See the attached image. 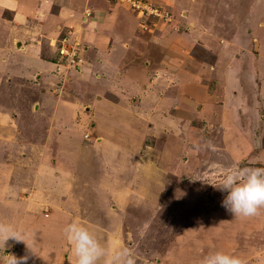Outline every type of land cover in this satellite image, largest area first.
Returning a JSON list of instances; mask_svg holds the SVG:
<instances>
[{
  "label": "crops",
  "instance_id": "0c3cea01",
  "mask_svg": "<svg viewBox=\"0 0 264 264\" xmlns=\"http://www.w3.org/2000/svg\"><path fill=\"white\" fill-rule=\"evenodd\" d=\"M154 1L164 3L165 9L172 14L171 20L155 21V26L141 30L127 5L119 1L0 0V12L2 9L9 10L12 16L7 25L2 18L0 21V156L20 157L23 148L18 140L22 138V142L26 143L25 149H29L25 150L27 161L22 159L13 166L0 162V223L23 229L24 238H27L25 242L33 252L25 242L20 241L14 245L15 253L12 255L17 258L27 255L25 264L38 263L35 250L47 238L57 243L52 237L57 229L50 227L48 231L51 219L47 218V221L37 226L35 217H31L34 215L30 212L32 195L28 200L26 193L30 188H40L43 183L48 186L47 194L51 196V205H54L48 214L53 211L62 217L68 215L66 212L69 211V215H72L77 206L81 212L82 207L86 208L89 204L98 206L103 201L113 207L122 202L119 210L131 214L136 205L147 206L144 202L135 203L136 186L140 189L147 186L166 188L167 178H172L173 189H193L185 199L188 205L197 210L199 207L205 209L204 203L212 207L200 213L205 214L201 216L200 224L194 225L192 222L184 229L175 231L173 245H178L184 238L185 241L179 249H175L177 255L174 257H183L185 251L188 253L185 264H195L191 259V248L199 252L198 247L202 246L201 252H204L207 251L205 245L209 246L208 242L198 241L203 244L196 243V247H192L195 239L213 236L219 227L228 229V226H235L236 230L241 229L238 230V236H249L250 249L254 248L249 258L244 257L247 264L264 263V208L246 219L236 216L240 224L234 220L233 225L226 224L229 212L220 203L224 194L213 186L225 170L234 166L264 167V85L258 90L253 85L246 88L244 84L246 72L252 77L254 68L259 71L257 66L252 69L248 66L251 56H245V49L255 44L259 46V37L262 38L256 33L264 25V12L255 5L261 0ZM85 11L92 15L84 16ZM29 17L37 27L31 25L27 29L24 26ZM11 29L15 32L7 38ZM62 38H68L71 43L77 40L81 44L77 46L81 60L76 68L78 72L72 73L71 77L67 75L65 80L62 78L63 67L55 60L54 47ZM47 41L52 43L46 46ZM196 51L203 52L204 56L208 54V58H199ZM59 78L63 85H57ZM108 94L115 99L111 100ZM85 106L90 109L91 115L82 116L80 123L75 124L78 110ZM217 106L223 110V115H227L225 120H240V123L249 120L253 136L238 131L240 140L242 136H247L243 144L238 146L239 150L214 145L205 152L204 147H198L202 165H192L188 172H180L175 166L174 175L166 173L160 163V157L166 155L161 151L162 142L167 141L169 149L165 152L170 151L175 158L173 163H176L177 158L183 160L180 158L189 154L178 140V135H175L178 128L172 130L166 125L175 120H185V111ZM13 115L17 116L15 120H12ZM28 115L31 120H25ZM89 118L93 119L90 129L94 130L96 140L86 142L95 146L94 153L92 150L84 153L79 148L85 145V139L77 133V127H82L84 120ZM147 123L163 130L158 147L157 144L154 148L144 145ZM57 131L60 137L66 138L62 144L64 152L55 148L54 144H49L58 138H54L55 132L58 135ZM38 133L47 135L44 138L47 145L39 150L38 158L35 159L37 149L34 142L37 138L31 139L30 135ZM230 134L228 129L226 136ZM198 168L203 169L202 172L208 177L196 176ZM126 171L127 176L124 174ZM136 173H143V180L137 181ZM188 174L191 180L182 182ZM76 176L78 179L73 180ZM124 181L129 191L121 192L116 185L122 186ZM163 182L165 186H162ZM75 184L77 191H74ZM115 194L121 196L119 204ZM159 202L164 203L159 200L152 209L148 202L150 206L144 212L158 213ZM215 204L218 205V213L213 211ZM124 206L131 207L125 209ZM111 213H114V209ZM90 214L94 216L93 219L99 220L97 213L91 211ZM150 216L146 214V217ZM129 218L130 215L127 216ZM251 221H255L253 226H249ZM211 228L215 231L202 232L206 229L211 231ZM221 232L224 234H219L222 240H225V235L232 236L231 233H223V230ZM113 233L101 243L107 255L102 264H112V253L119 250L116 241L119 240L118 231ZM94 234L99 238L95 230ZM216 238L215 246L220 241ZM33 239L39 240L35 248L32 247ZM8 242L11 240L6 241L5 246ZM63 244L68 248L66 243ZM64 245L52 246L53 253L62 255L47 264H75L72 256L66 257L67 261L62 260L66 252ZM231 250L229 253L241 256L240 247L237 251Z\"/></svg>",
  "mask_w": 264,
  "mask_h": 264
},
{
  "label": "rangeland",
  "instance_id": "374dc122",
  "mask_svg": "<svg viewBox=\"0 0 264 264\" xmlns=\"http://www.w3.org/2000/svg\"><path fill=\"white\" fill-rule=\"evenodd\" d=\"M142 1L147 3V5H149L150 7H162L163 9L165 8L163 5L164 3L161 1H160V3L158 2L159 5L154 0H142ZM255 5L260 9L261 12H264V0H261V2H256ZM127 8L130 10V8L128 6H127ZM23 9L25 10L24 7H23ZM129 12L135 18V21L138 23L139 28L141 30H147V29H150V27L155 26L157 24V23H155V21L160 22V20L158 18H155L152 15H143L142 17H140V16L136 15L135 12L133 13L131 10ZM90 13L91 12H89V14ZM27 15H30V13ZM91 15L92 14H90V16ZM84 16H85V14H84ZM11 17L12 16L9 14V10H3V9L1 10L0 21H2L1 20V18H2L5 25H7L9 23V21H10L9 19ZM31 25H33L34 28L37 27V25L29 17L28 22L24 23V26H26V28H27ZM8 29H9V27H8ZM12 32L14 33L15 31H13L11 29L7 33V35H6L7 38L9 37V35L10 36L13 35ZM24 32H27V31H24ZM247 33L249 34L250 32H247ZM2 34H3V32H2ZM256 34L262 35V38H260L258 36L260 39L259 40V46H257V44H255L254 46H256V49L254 48L253 45L248 46L245 49V56L246 55L251 56L250 57V65H248V66H250V69L254 68V66H257L259 68V71L256 68H254V70L252 71V75H253L252 77H250V75H248V72H246V75L244 77V84H245L246 88H248V86H250V85H253L255 89L259 90L264 85V58L262 57L264 55V25H261V27H259V30H257ZM66 39L68 40V38H66ZM253 41H255V39H253ZM60 42H61V44H60ZM76 42L78 43V45H81L80 42H78L77 40L74 43L76 44ZM48 43H52V42L47 41L45 45L47 46ZM61 46H63L65 49L68 50L69 54L67 57H65L66 59L61 58L57 53V50ZM54 47L56 49L55 52H56V57H57V58H55V60H57L58 64L61 67H63L62 78L65 80L67 75L69 77H71L72 73L78 72V71H76L77 70L76 68L78 67V64H80V61H81L79 59L80 50L71 46L68 42H63V40H61V39L59 40V43H56L54 45ZM74 49H75V56L71 53V52H73ZM196 53L198 54L199 58H204V59L208 58V54L204 56L203 52H201V51H196ZM252 55H254L255 57L253 58ZM56 83H57V85L59 83L62 84V81L60 82V78H59V81ZM225 85L228 88L227 82H225ZM55 87H56V85H55ZM58 92L59 91H56V93H58ZM107 96L111 100L114 98L110 94H108ZM88 110L90 111V109H88L86 106L82 107L78 110V116L76 115L75 124L80 123L79 121L81 120L82 116H90L91 115V112H89ZM225 116H227V115L225 113L223 115V110L219 106L208 107L207 109L205 107H201V108H198V110L191 109L188 112L185 111L184 117H187V118L185 120H175L177 122V125L175 124V121L168 123L166 125V127L168 129L175 130V127H176V129L178 128V132L175 135H178L177 138H178V140H180L182 142V146H183L184 150H187V154L189 153L187 155V157H184V158L181 157L180 158L183 160H179L177 158L176 163H173V160H175V158L172 156L170 151L165 152L166 150L169 149V147L166 146L167 141H164V142L161 141L163 146L159 141V139L162 137L161 133L163 134V130L159 126H155L152 123H147V125H145V135H146L145 138H146V140L144 142V145H150L151 147L154 148L156 144H157V147L161 144V147H162L161 151H162V153H166V155H162L160 157V163L163 167L161 165L160 166L166 170V173H170V174L174 175L173 170L176 167H178L180 172L181 171L182 172H188L192 165H194V167L197 165H202V163H200L201 158H199L200 153L198 151V147H201V149L204 147L205 152H207V150H209L210 148H213L214 145H216L215 147L227 146L229 148L236 149V148H238V146L240 147L241 143L243 144V142H244L243 139L247 137V136L246 137L242 136L243 139L240 140V137H238L239 135L237 133L238 131H240V133L246 132V133H248L247 134L248 136H253V133H252V131L248 125L249 120H244V121H246L245 123H243V122L240 123V120H232V122H231V120H225ZM15 118H17V116L13 115L12 120H15ZM25 120H31L30 115H28ZM89 120H91V119L89 118L88 120H84L85 124L82 125V127L81 126L77 127V133L81 136L82 139H85V140H83V143L85 145L84 146L81 145V147H79L81 150H84V153L91 152L90 150H92V152H93V148L95 147L90 142H86V140L87 141L88 140H91V141L96 140L95 135H94V130L90 129L91 125L93 123V119L91 121H89ZM101 120H103V119L101 118ZM228 129H230L231 134L226 136V134L228 133ZM57 132H58V135L55 132L54 138H56V136H58L59 139L56 138V139H54V142L53 141L52 142L48 141V142L50 145L54 144L55 148L61 149L63 151L62 144L64 143L66 138L63 136L60 137V132L59 131H57ZM77 133H76V135H77ZM41 135H42L41 133H38V135H36V134L30 135L31 139L37 138L36 141L34 142L35 149H37V150H35L36 151L35 152V154H36L35 159L38 158L39 150L47 145V142L44 140V138H46L47 135H45V136H41ZM24 136H26V135L24 134ZM181 136H182V139L180 138ZM18 141L20 142V143H18V144H20V147L23 148L22 152H20V157H18L17 155L16 156H10V157L1 155L0 156V162L2 165L7 164V166H9V165L13 166V164H15V163H20V160H22V159H25V160L28 159L27 154L25 157V152L29 150V149H27V150L25 149L26 143L22 142L23 138L21 140H18ZM175 141L177 142V140H175ZM43 142L45 143V145H42ZM178 143L179 142H177V144ZM177 144H176V146H178ZM242 146H243L242 150H244V145H242ZM192 149H194V150H192ZM238 150H239V148H238ZM62 153H61V155H62ZM196 153L198 155H196ZM201 157L203 158L204 156L201 155ZM204 159H206V158L204 157ZM39 160H40V158H39ZM3 163H5V164H3ZM76 166L78 167V165H76ZM193 170H196V169H193ZM202 170L203 169L198 168V170H196L198 172V174H195V175L196 176L201 175V178H207L208 174H206L205 172H202ZM124 174H126V176H127L128 172L126 171ZM142 174L139 175L138 173H136L135 177H136L137 181L143 180L144 175H142ZM172 175H170V176H172ZM188 175L190 176V174H188ZM177 176H179V173H177ZM189 176L187 178L184 177L182 182L190 181L191 176L190 177ZM77 179H78L77 176H76V178L73 177V180H77ZM173 183L174 182H173L172 178L171 179L167 178L166 179V188L161 187L159 189L158 186L156 185L158 190L156 187H152V186H147L145 189H140L139 186H136V188H135L136 192H135V198H134L135 203L136 202L137 203L144 202V203H146L147 206L144 207V205H136L137 206L135 208L136 210L134 209V213H131V214L128 212H127L128 214H124L125 212H122L121 210H119V206L122 205V202H120V204H119V200L121 199V196L117 197L118 195L115 194L116 195L115 199H118L117 202H118L119 206L113 207L109 204V202L103 201L98 206L95 204H89L86 206V208L82 207L81 212L79 211V206H77V210L72 215H69V211L66 212L64 210L68 215H65V216L62 215V217L57 215L58 213H55L53 211L51 212V214H48V213H50L51 209H54V208H52V206H54V205H51L52 204L51 203V196H48V194H47L48 186L45 183H43V186H39L41 188L40 189V188H38V186L36 187L34 185L35 188H30L29 191L26 192L28 194V196H27L28 200L31 199L30 197L32 195V205L33 206L30 207V212L34 213V215H32L31 217L32 218L35 217V219L37 221V226H40V222H45L48 220L47 218H50L51 222L49 221L50 223H49L48 231L50 232V227L57 229V232L55 234H52L53 239L56 240L57 243L56 242L53 243L50 241L51 238H47L46 240L43 241L41 247L39 246L38 249L35 250L37 262L38 263L44 262L47 264V262L52 261L54 259H58L57 257L62 255V254H55L52 252L53 251L52 246L54 244L64 245L63 243H66V245L68 246V248H66L64 245L66 252L62 256L63 261L68 260L66 257H69V256L74 257L73 253L71 251V245L67 241V239L65 237V233L63 230L68 223L78 221L80 223H83L85 226L89 227L93 231L95 230V232L97 233V236L99 237L98 240L100 241V243L104 242L103 239H106L105 237H107L108 235H112L113 232L118 231L119 234L117 233V237L119 240H116V241H118L117 242L118 243V249L120 250L123 248H128L134 254L137 264H175L178 262H181V264H185L186 258L188 255L187 252H185V251L183 252V253H185V255L183 257H180V256L174 257V255H177V254H175L176 253L175 249L176 248L179 249L181 247V244L185 241V238H184V240L182 242H179L178 245H173L174 244L173 242L176 239L174 236L176 234L175 231L178 229H182V228L184 229L185 226L191 225L192 222L194 225L200 224L202 221L201 216H205V214L201 215L200 213H202V211L203 212L207 211L206 209L209 207H207V205L204 203L203 208L205 207V209H200V207H199V210H197L196 207H194V206L192 207V206L188 205L186 203L185 199L190 195L189 192L192 188L181 187V188L173 189V187H172ZM175 183L177 184L178 182H175ZM180 184L181 183H178V185H180ZM90 186H92V185H90ZM104 186H105V184H104ZM162 186H165V182H163ZM116 187L121 192H125L129 189L127 187L126 181L122 182V186L116 185ZM190 187H191V185H190ZM77 190H78V187L75 184L74 191H77ZM105 190H106V188H105ZM156 191H159V192L161 191V193L157 194ZM192 191H193V189H192ZM25 196H26V194L22 198H24ZM174 196L176 198H173ZM46 199L48 200V202L46 201ZM172 199L173 200L176 199L175 202L171 203L170 201H172ZM159 200L161 201V203H162V201H164V203L160 204V202H159L157 204V207L160 208L157 210L158 213L152 214V213L144 212L147 209V207L149 208V206H150L148 204V202L152 205L151 206V209H152L153 204L156 205V203ZM11 203H14V201H12ZM132 205L133 204H131V206ZM198 205H200V204H198ZM131 206H124V208L128 209ZM176 206H177V211H176ZM121 207H123V206H121ZM213 207H214L213 211H216L218 205L215 204ZM113 209H114V213H111V210H113ZM209 209H212V207H210ZM91 211L95 214L97 213L99 220L96 221L95 219H93L94 216L92 214H90ZM41 213H43V215ZM214 213H218V211H216ZM59 214H61V213H59ZM132 214H133V216H132ZM146 214H148V216L151 215L150 216L151 218L146 217ZM156 214H158V215L156 216ZM52 215H53V217H51ZM129 215H130V218L128 220L127 216H129ZM147 218H149L150 221ZM227 218H229V220ZM245 219H246V217H245ZM233 220H234V222L240 224V221H239V219L236 218V216H232L231 213H229L228 217L226 215V221H227L226 224L233 225L234 224ZM66 221H67V223H66ZM258 221H260V220H258ZM246 222H248V220H246ZM34 224H33V226H34ZM219 224H221V222ZM254 224H255V221H251L249 223V226H253ZM244 225H247V223H245ZM234 227L228 226V229H226L225 227H223V228L219 227L218 229H216L215 235H213V236H211V235L206 236L205 235V236H202L201 238L195 239L192 242V247H196V243H197V245H201L204 242L205 243L208 242L209 246L205 245L207 248V251H204V252H201L203 250L202 246L198 247L199 252L195 251L194 248H191V259H192V261H195V264H199L201 258L211 251H216V250L221 251L222 250L225 252H230V251H233V250H231V248L236 250L239 247L241 248V252H240L241 256L243 258L244 257L249 258V256L251 255V253L254 250V248L250 249V246H251V241H249L250 237L249 236H246V237L238 236V230H241V229L236 230ZM30 228H33V227H30ZM24 229H25V227H24ZM221 230H223V233H225V234L231 233L232 236H234V237L225 235V237H224L225 240H222V238H219V234L222 236L224 235V234H222ZM214 231L215 230L213 228H211V231L206 229L202 232H204V233H210L211 232L212 233ZM204 233H201V234H204ZM113 235H114V233H113ZM34 236H35V238H37L36 234ZM214 237H217L216 239H220L217 246H215L217 243V240H215ZM9 239L11 240V242H8L7 246H5L4 249L1 248V250H0V264H4L5 260L3 259V257L6 258L7 257L6 255H12L15 253V246L14 245L18 244L20 242V241H18L17 243H15V241L13 239H11V238H9ZM25 240L27 241V238H25ZM255 240H259V239L255 238ZM198 241H203V243L198 242ZM38 242H39V240L34 241V243H32V247L34 246V248H35V246H37V244H39ZM40 242H42V241H40ZM220 242H222L223 244H221ZM215 247H216V250H215ZM256 247H258V246H256ZM67 249H68V252H67ZM256 249H259V248H256ZM106 256L107 255L102 257L101 260L98 262V264H102V261L104 262V258ZM190 260H188V261H190ZM251 260H253V258ZM38 263L34 262V264H38ZM105 264H107V262H105Z\"/></svg>",
  "mask_w": 264,
  "mask_h": 264
},
{
  "label": "clouds",
  "instance_id": "9594fccd",
  "mask_svg": "<svg viewBox=\"0 0 264 264\" xmlns=\"http://www.w3.org/2000/svg\"><path fill=\"white\" fill-rule=\"evenodd\" d=\"M213 186L224 194L220 202L221 206L232 216H254L264 208V167L234 166L225 170ZM63 231L71 245L75 264H98L106 255V249L94 231L83 223L70 222ZM24 237L23 229L0 223V248L4 249L5 242L9 238L25 242ZM26 246L32 251L28 244ZM6 256L8 259L4 264H25L28 260L27 255L19 258L14 255ZM111 259L112 264H136L135 256L128 248L113 251ZM199 264H247V262L238 254L216 250L204 255Z\"/></svg>",
  "mask_w": 264,
  "mask_h": 264
},
{
  "label": "built area",
  "instance_id": "2783aa9c",
  "mask_svg": "<svg viewBox=\"0 0 264 264\" xmlns=\"http://www.w3.org/2000/svg\"><path fill=\"white\" fill-rule=\"evenodd\" d=\"M113 1H119L120 3H124L126 4L130 10L134 13H136V15L142 17L143 15H152L155 18H158L160 21H166L169 22L171 20V16L172 14L166 10L165 8L163 9L162 7H150L149 5H147V3H145L142 0H113ZM85 16H89V11H85L84 12ZM61 40H63V42H68L71 46L77 48L78 44L76 43H70L69 40H67L66 38H62ZM61 44V42H60ZM58 55L61 58L66 59L65 57L68 56V50L65 49L63 46H61L58 50H57ZM74 56H75V49L73 50V52H71Z\"/></svg>",
  "mask_w": 264,
  "mask_h": 264
}]
</instances>
